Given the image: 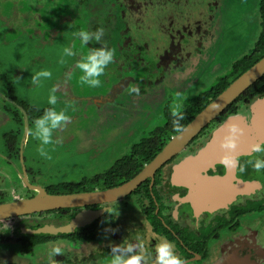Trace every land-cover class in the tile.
<instances>
[{"label":"flooded vegetation","instance_id":"1","mask_svg":"<svg viewBox=\"0 0 264 264\" xmlns=\"http://www.w3.org/2000/svg\"><path fill=\"white\" fill-rule=\"evenodd\" d=\"M130 9L138 15L139 8L131 7ZM139 77L135 73L130 75L131 85L124 79L110 85V79L106 74L101 77L102 85L99 88L79 89L81 94H84L85 101H90L95 95L98 97L93 98L94 102L88 106L87 112L89 111L90 118L87 121L83 120L81 116L72 118L66 129L68 128L70 131L73 127H77V131H80L81 134L84 133L87 138V132L93 124L102 125L110 116H116L117 113L120 115L125 107L123 100L129 92H132V83L138 82ZM8 85H10L9 82ZM144 85L148 92L141 96L132 92L135 98L147 99V96L167 88L155 90L154 86L158 85V81L151 87L147 85V81ZM123 88L124 93L121 92ZM12 89L9 87L6 91H2L0 88V101L2 100L0 109L2 107L10 109L9 107L12 106L9 103H11L24 115L23 109L25 111L26 109L18 102L19 99ZM116 94H119L120 97L118 98ZM112 97L115 101L111 100ZM167 97L169 98V96ZM239 97L230 105L235 103ZM263 98L264 94L256 97L253 101ZM169 101L171 99L167 100L164 107ZM244 102L238 101L237 105L240 106ZM252 102L250 103L252 104ZM230 105L204 127L178 154L157 169L153 177H147L127 196L112 202L59 207L1 220L0 249L2 248L1 250H5L18 259L12 264H91V261L97 264H109L111 248L127 242L138 246L148 254L146 256L147 264H156V245L160 237H166L174 243L177 254L185 260L186 264H264V199L259 198L264 190V170L256 176L257 171L251 166L246 167L244 172H240L237 167L235 169L236 177L230 185L227 183L218 184L211 178H224L229 167L224 166L221 160L214 165L203 162V158L209 152L218 131L227 120L238 115L246 121V133L249 138H254V143L261 140L260 136H257L259 132L254 127L250 128L249 123L247 124L250 121V124L254 125L252 123L253 115L255 116L254 108L249 113L251 116L247 117L241 113V108L237 113L227 111ZM13 110L16 111L14 108ZM13 110H9L11 115L7 121L11 120L18 126L19 123L12 117L16 115L18 117L19 114L14 113ZM152 111L144 108V112ZM107 114L110 115L108 118L105 117ZM30 125L29 121V134L24 146L28 143ZM68 133L74 136L71 131ZM81 137L79 136V138ZM65 138L68 139L67 135ZM83 140L84 138H81V142ZM217 150H219V146L216 147L215 151ZM251 155L253 154H239L238 157L243 163ZM152 160L148 161L143 168ZM50 162L48 159L45 166L52 168L59 164V162L55 164ZM110 166L92 177L83 176L75 181L64 175L58 181L48 184L41 182L37 170L26 168V171L30 185L43 187L49 194L65 195L110 189L130 181L143 169L127 181L115 186H108L104 175ZM180 167H184L186 172L181 177H176V172ZM198 171L200 174L196 176L195 173L197 174ZM19 172L23 175L22 169H19ZM37 177L38 179H36ZM99 177H103V181H98ZM84 180H91V182L76 187L74 191L63 187L81 183ZM239 180L242 182L256 180L261 187L251 193H237L240 191ZM23 182L24 186L26 185L32 193L24 196L15 194V198L36 196L38 189H33L27 183L25 184L24 179ZM196 187L201 188V197L197 203L193 200L197 194L194 189ZM233 192L234 195H232ZM191 196L192 200L189 199ZM202 198L203 204H201ZM215 205L217 206L215 207ZM93 212L102 213L70 231L58 233L40 231L53 225L67 227L71 224V220L78 217L83 218L81 215ZM4 222H8V224L5 225ZM36 235L40 238L35 237ZM23 246L32 249L33 253H22ZM54 247H59L62 250L61 254L53 255ZM17 250L21 251L17 253L15 252Z\"/></svg>","mask_w":264,"mask_h":264},{"label":"rangeland","instance_id":"2","mask_svg":"<svg viewBox=\"0 0 264 264\" xmlns=\"http://www.w3.org/2000/svg\"><path fill=\"white\" fill-rule=\"evenodd\" d=\"M2 1L7 5L0 10V88L6 91L11 87L19 100L39 104L40 107L48 106L49 91L45 82L42 81L40 87H30L27 83L36 70L27 72L24 67L28 62L37 61L34 58L42 61H37L38 65L46 63V66L50 67L53 63L49 61V57L44 61L45 55L41 47H36L35 42L24 35L23 27H26L27 21L7 18L11 15L13 0ZM28 1L29 7H33L35 1ZM123 1L106 0L112 8H109L107 3L105 6L115 18L108 24L107 31H119V34L116 32L118 36L122 33L121 36H125L124 50L130 47L134 53L140 46L139 49H143L139 53L146 54L148 63L158 67L157 70L154 67V71L145 73L146 78L140 76L138 82L145 84L143 80L148 78L149 82L146 81L149 87L158 81L159 89L167 88L147 96V99L135 98L132 92H129L123 100L126 114L122 119L117 123L113 120L116 117L112 116L111 120H105L102 125L93 124L87 132V138L84 133L77 131V127L70 129L74 136L68 133L70 131L66 129L69 123L67 122L54 134L58 143L47 146L50 158L39 156V141L30 134L27 145L23 147L24 162L26 168L39 172L43 184L54 183L64 175L78 181L83 176L92 177L107 169L117 158L129 153L133 144L144 138L145 134L166 123L163 107L168 99H171L170 110L181 112L185 101L190 102L192 97L209 90L220 77L231 72L235 62L250 54L261 32L260 0H152L160 2L158 9L155 4L152 5L151 0H142L141 6L132 0L134 4L129 7L139 8L137 12L141 15H137L128 7L125 8V4L121 3ZM23 3L24 1L21 2ZM121 36L116 41H119ZM137 64L141 68L146 62L140 61ZM142 78L144 79L141 80ZM52 79L50 83L54 84V87L57 78ZM154 89L158 90V86ZM121 92L124 93V88ZM56 95L59 97L57 92ZM116 95L120 97L119 94ZM154 95L156 96L153 97ZM111 100L115 101L114 97ZM257 102L258 100L252 104L241 103V113L247 117L251 116L249 113ZM66 104L58 99L57 110L67 107ZM144 108L153 111L144 112ZM8 113L10 116L11 111L8 110ZM109 116L107 114L105 117ZM133 127L135 131L130 133L129 129ZM19 128L22 127L11 120L0 125V202L13 200L15 194L24 196L32 193L26 185L22 186L20 179L22 175L19 169H23L21 154L19 158L10 154L5 142V136L12 141L10 136ZM24 135L25 126L20 151L24 144ZM66 135L70 141L65 140ZM79 136L84 138L82 142ZM48 159L51 164H59L48 168L45 166ZM261 173L262 170L256 172V176ZM259 196L264 199V190ZM3 224L7 225L8 222ZM1 249L0 264H12L18 260ZM91 264L97 263L91 261Z\"/></svg>","mask_w":264,"mask_h":264},{"label":"trees","instance_id":"3","mask_svg":"<svg viewBox=\"0 0 264 264\" xmlns=\"http://www.w3.org/2000/svg\"><path fill=\"white\" fill-rule=\"evenodd\" d=\"M22 1H24L23 4H21ZM34 1V6L29 7L30 2L28 0H19V2L13 0L14 5L12 7L11 4L10 7V9H12L10 11L11 15H8L7 18L9 20L23 19V21H27L26 27H23L24 35H27L30 41L32 40V42H35V45H37L36 47H41L40 49L45 55L44 61L45 58L47 59V57H49V61L53 63L50 67L46 66V63H44V65H38L37 61L40 60L38 58H34V60L37 61L28 62V64L25 65L24 69L27 70V72H31L33 70H48V68H50V71H52V78H57V81L55 82L56 90L59 94V97L57 98L67 103L66 106L68 108L70 116L69 121H71L72 118L75 117L79 118L78 116H81L83 120L86 119L87 121V119L90 118L89 111L87 112L88 106L89 104H92V102H94L93 98L98 97L95 95L90 99V101H85L84 94L82 95L81 90H79L84 88L89 89V87L80 84L79 75H81V73H79L75 68L76 62L80 59L81 55L87 53V50L89 48L100 47V45L95 42H91L88 45H81L80 40L75 35L79 31L87 30L90 32H94L96 29L103 27L105 29L104 40L107 41V46L110 49L117 48L116 50H113V62L108 65V67L105 69L104 75L102 76L104 77L107 74V77L110 79V85H113L114 83L122 79H124L125 82H129V84L131 85V80L129 79L130 75L135 73L138 76H144V78H146V74L154 71V67L157 70L158 67L156 68L153 63H148V56L146 54L139 53V51L143 48L139 49L140 46H138V50L134 53H132L134 50L130 47L124 50L123 42L125 40V36H121L122 33L118 36L119 31H107L108 24L115 18L110 13V10H107V6H105L107 3L106 0ZM131 1L132 0H124L121 3L125 4V8L128 7L130 9L129 5L134 4ZM135 1L140 4V6L142 5V0ZM150 2L152 3V5L155 4L154 6L156 7V9H158V3L160 2L152 0ZM5 5L7 4H4V1L0 0L1 11L5 8ZM110 6L111 5L108 4V7L112 8ZM259 12L261 20V32L254 49L250 54L245 55L242 59L235 62L231 68V72L225 76L220 77L219 80L209 90L200 93L196 97H192L191 99H189L190 102H184L183 109L180 110L181 112H179L184 117V119L181 121V124L184 126V128L194 119V117L198 113H200L211 101H213L219 94H221L234 80H236L250 67L257 63L262 57H264V0H260ZM138 15H141V13L138 12ZM116 32L118 34H116ZM120 36L121 39L119 41H116ZM65 48H72V50L76 52V55L73 57L65 56ZM61 60H63L64 62L61 63ZM140 61L146 62V64L141 68L137 64ZM122 64L124 66H121ZM22 73L24 74V72ZM47 80L48 79L42 81L45 82V87L49 91V89L52 88L54 84L50 83L53 79H49V81ZM146 80L148 81V78L144 79L143 81ZM134 83H132V88H136L139 90L138 93H134L135 95L141 96L144 93L148 92L146 86L142 84V82L135 81ZM27 84L32 88L35 87V85L32 84L31 80H29ZM155 86H158L159 89V84ZM263 94L264 76L255 84H253L248 90H246L235 103L230 105L227 111H229L230 113H237L240 109V106L237 105L238 101H245L244 103H250L256 97ZM18 102L24 105L28 113L29 121L31 124L30 128H32L34 119L42 115L44 109L49 107V105L40 107L38 106L39 104L29 103L24 101L23 99L18 100ZM73 103H75L76 106H74ZM170 103L171 101H169V103H167L166 106L163 107L165 108L163 111L166 116V123L163 126L155 127L154 129L149 131L147 134H145L144 138L133 144L129 153L124 154L113 162V164L104 175L105 182L107 183L106 185L115 186L119 183L131 179L143 168V166L148 161L152 160L157 155V153L163 149L164 145L170 140L173 135L178 134L173 130L172 122L174 117L171 115L172 111L169 108ZM9 104L12 107H9L10 109L8 110H13L14 108L16 109V111L13 110L14 113L16 112L19 114L18 117L16 114H13L16 116L12 118L16 122H18L22 128H19L17 132L13 133V136H10L13 138L12 141L9 137L5 136V142L7 144L9 153L19 158L20 141L21 136L24 132V115L21 114L19 109L13 107L11 103ZM80 108L82 110H80ZM8 110L6 107H4V109H0V125L4 124L7 121L9 117ZM158 110L162 111V109ZM120 113V115L117 114V116H114L116 117L115 119H113L114 122L118 123L122 119L123 115L126 114L125 107ZM110 118L111 116L106 121L111 120ZM134 131L135 127L129 129L130 133H133ZM65 140L70 141L66 138ZM20 179H22V176L20 177ZM97 179L98 181H103V177H99ZM89 182H91V180H84L81 183H74L72 185H65L63 187L74 191V189L76 190V187H80L85 183L88 184ZM22 186L24 187V182ZM15 199L16 198L14 197L13 200ZM35 237H38V235H36ZM21 252L27 254L33 253V250L27 246H23V250Z\"/></svg>","mask_w":264,"mask_h":264},{"label":"water","instance_id":"4","mask_svg":"<svg viewBox=\"0 0 264 264\" xmlns=\"http://www.w3.org/2000/svg\"><path fill=\"white\" fill-rule=\"evenodd\" d=\"M264 76V57H262L257 63L250 67L246 72L234 80L221 94H219L213 101H211L200 113H198L194 119L184 128L182 133L175 134L163 147V149L155 156V158L148 163L142 171L130 181L110 188L103 191L95 192H85V193H74L65 195H53L49 194L43 187H36L30 185L28 181V175L26 167L24 164V144L21 147V160L23 167V179L27 185H30L33 189H38L36 196L32 198H19L12 201H7L0 203V221L13 219L30 213H36L44 211L47 209H54L59 207H74L79 205H87L99 202H112L119 200L131 192H133L147 177L152 176L154 172L159 169L165 162L171 159L173 156L178 154L204 127L211 123L215 118H217L232 102H234L239 96H241L246 90H248L253 84H255L259 79ZM255 116L253 115L252 123H249L250 128L254 127L259 133L261 141H264V98L259 99L253 109ZM25 118V135L23 142H25L29 134V118L27 112L23 109ZM231 124H236L243 129V134L239 139V147L237 148L236 155L250 153V145L253 144L254 138H249L246 133V121L242 119L239 115L226 121L222 128L216 134V138L213 144L210 146L209 152L206 157H204L203 162L215 164L221 160V157L225 155L221 148V142L227 133L228 127ZM260 134V135H259ZM219 146L218 152L215 148ZM197 169V168H196ZM235 169L229 167L228 173L223 176L224 178H211L215 183L231 184L235 179ZM186 172L184 167H180L177 170L176 177H181ZM190 172V171H189ZM195 173V172H194ZM200 174V171L195 173L196 176ZM238 185H240V191L237 193H251L261 187L260 183L255 181L252 182H242L239 180ZM196 195L193 200L198 202L200 199L201 188H194ZM235 193L233 192L232 195ZM192 200L191 198H189ZM227 200V199H226ZM203 198L201 204H203ZM217 205H215L216 207ZM102 212H93L87 215H81L83 218L78 217L71 220V224L67 227H56L48 226L45 230H40L42 232L58 233L64 231H70L73 228L89 222V220L94 219L99 216Z\"/></svg>","mask_w":264,"mask_h":264},{"label":"clouds","instance_id":"5","mask_svg":"<svg viewBox=\"0 0 264 264\" xmlns=\"http://www.w3.org/2000/svg\"><path fill=\"white\" fill-rule=\"evenodd\" d=\"M75 35L80 40L81 45H88L93 41L100 45V47L89 48L86 54L80 56L75 65V68L81 73L79 75L81 85L89 88H99L102 85L101 77L114 58L113 50L107 46V41L104 40L105 29L100 27L94 32L81 30ZM64 55L73 57L76 55V52L72 48H65ZM60 62L63 63L64 61L61 60ZM45 79H52V72L42 69L32 75L31 82L36 87H40L42 80ZM131 91L138 93L139 90L133 88ZM56 92L55 87L49 89L47 100L49 107L44 109L42 115L34 119L32 129L30 130L33 138L39 141L37 153L43 158H50L47 146L58 143L54 139V134L58 129H62L70 120L67 107L57 110L58 98ZM171 115L174 117L172 122L173 130L176 133H182L184 131V126L181 124V121L184 119L183 115L177 111H173ZM242 134L243 129L238 125H229L227 133L221 142V148L225 153L221 158V163L227 167H238L240 172H244L248 166H251L257 172L264 170V141L250 145L249 151L253 155L243 163H241L239 157L236 155L238 142ZM61 251L59 247H54L52 254H61ZM155 251L156 264H186L185 260L177 254L174 243L166 237H160ZM147 255L138 246L124 242L111 248L109 264H147Z\"/></svg>","mask_w":264,"mask_h":264},{"label":"bare ground","instance_id":"6","mask_svg":"<svg viewBox=\"0 0 264 264\" xmlns=\"http://www.w3.org/2000/svg\"><path fill=\"white\" fill-rule=\"evenodd\" d=\"M217 146H218V145H217ZM238 147H239V144H238ZM215 150H216V148H215ZM216 152H218V150H217Z\"/></svg>","mask_w":264,"mask_h":264}]
</instances>
